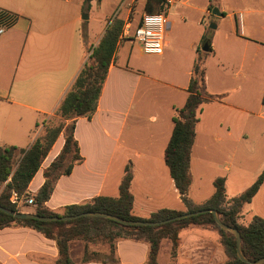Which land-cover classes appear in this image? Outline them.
I'll return each instance as SVG.
<instances>
[{"label":"crops","instance_id":"obj_1","mask_svg":"<svg viewBox=\"0 0 264 264\" xmlns=\"http://www.w3.org/2000/svg\"><path fill=\"white\" fill-rule=\"evenodd\" d=\"M124 1L116 19L122 21V29L126 21L130 22L129 34L119 35L94 114L75 121L73 137L80 160L72 164L69 174L60 175L54 183L45 203L54 213L62 214L66 207L84 205L98 196L118 197L126 168L132 177L129 191L133 216L147 219L162 209L187 212L164 163V151L173 129L174 109L183 107L188 96L192 68L199 56L195 52L196 40L202 38L206 25H211L212 20L217 32L210 35L209 51L202 52L201 58L206 92L221 99L204 103L200 108L190 150V188L195 176L193 161L206 163L199 155L195 156L198 132L202 136L210 135L212 141L219 144L230 139L233 133L230 116L236 114L247 120L262 117L264 111L263 104L257 105V111H251L246 97L251 82L256 81L251 67L256 68L255 61L264 50V0H178L169 9L167 20L170 16H179L184 23V15L194 17L199 35L196 40L190 39L186 48L179 46L176 40L171 42L165 38L160 56L142 54L131 38L145 13L147 0H143L139 14L136 12L138 0ZM82 3V0H0V10L15 16L12 25L5 27L6 31L0 36V146L20 150L31 146L40 134L42 122L54 115L81 71L88 49L102 38L121 0L113 1L111 12L104 14L97 30L93 24L89 25L91 10L85 13L88 19L82 20ZM132 3L135 8L128 19ZM214 8L220 15L212 14ZM91 19L94 23L99 21L96 17ZM175 23V20L168 22L167 31ZM162 71L165 78H161ZM257 79L264 83V73ZM156 86L164 90L162 103L155 100ZM140 88L142 92L136 100ZM152 88L154 101L147 98ZM151 103L155 106L152 111L149 110ZM209 109L228 112L225 123L217 122L221 120L218 119L216 127H205L204 117ZM239 137H245L244 130ZM63 143L60 134L28 185L30 196L34 197L43 184V173L59 154ZM198 179L199 176L196 181ZM263 186L264 181L259 190ZM190 203L194 207L203 204L197 205L192 200ZM22 206L26 213L33 211L32 205ZM200 230L207 229L181 230L184 233L182 237L179 233L180 245L175 259L170 258V242L162 240L157 263L218 264L213 258L217 250L214 241L207 240ZM76 245L81 248L78 259L74 257ZM93 248L83 241L70 242L72 263L145 264L148 253L144 242L121 240L114 243L113 253L109 251V258L102 261L90 258ZM57 259L55 242L39 232L19 226L0 229V264H57Z\"/></svg>","mask_w":264,"mask_h":264},{"label":"trees","instance_id":"obj_2","mask_svg":"<svg viewBox=\"0 0 264 264\" xmlns=\"http://www.w3.org/2000/svg\"><path fill=\"white\" fill-rule=\"evenodd\" d=\"M161 11L160 0H147L144 12L148 14ZM15 16L0 10V24L11 26ZM122 31V21L114 19L107 24L98 44L88 49V58L92 63H84L70 89L61 100L55 115L63 122L56 126L45 127L44 134L38 135L27 150L13 146H0V206L14 212L22 213L16 205L10 203L12 193L18 197L28 198L27 189L30 181L39 170L43 160L60 134L64 143L55 159L43 173L44 182L34 195L32 214L41 217L74 216L84 212H97L116 216L128 221H163L183 212L162 209L152 213L149 218L142 219L132 215V195L129 191L131 174L125 169V175L119 185L116 198L98 196L84 205L68 206L62 214L54 213L45 207L52 192L54 183L60 175L69 174L72 164L80 160L77 143L73 137L75 121L78 118H90L97 107L101 89L111 63V59ZM86 35L83 33L84 42ZM188 96L181 108L174 109L173 129L164 151V163L169 170L174 187L180 196L187 212L198 210H214L225 225L236 229L240 234L241 249L250 261L264 258V219L253 217L248 225L238 223L241 209L257 194L264 181V170L253 184L240 195L226 199L225 179L213 181L212 195L200 206L191 205L188 192L191 184L189 177L190 150L195 136V125L201 105L211 101H219L221 96H213L206 92L205 69L201 55L196 59L188 84ZM69 122L66 125L64 122ZM70 162L64 165L65 158ZM27 227L53 240L58 250L57 264H73L69 256V244L72 241L85 243L102 242L108 244L113 253L114 243L121 240L140 241L148 246L145 264H158L157 255L162 240L170 242V258L177 257L180 245L179 233L190 227L216 229L220 236L228 260L224 264H245L236 257L235 237L228 231L221 230L211 213H204L190 218L173 221L156 227L124 226L111 220L96 217H80L69 221L43 222L33 219H17L0 211V229L7 227ZM87 259L84 258V261Z\"/></svg>","mask_w":264,"mask_h":264},{"label":"rangeland","instance_id":"obj_3","mask_svg":"<svg viewBox=\"0 0 264 264\" xmlns=\"http://www.w3.org/2000/svg\"><path fill=\"white\" fill-rule=\"evenodd\" d=\"M83 1V12L86 15V12L90 13V17H96L99 21L94 23L93 19L90 18L89 25H92L94 29H99L101 24L103 23L104 14L111 12L112 4L114 0H82ZM129 0H127L128 2ZM125 1L121 0V4L119 7L114 10V14L111 17L110 23L116 19L117 13L122 8ZM143 0H138L136 3V12L139 14L141 11V4ZM135 4L132 3L130 5L131 12L128 14V19L131 16L132 10H134ZM165 17L167 19V14L169 10L165 11ZM103 14V15H102ZM170 20L168 22H172L175 20V25L171 26V30L165 31L164 39H168L171 42H178L179 46L186 48L187 43L192 40H196L198 34V30L194 25V17H183L184 23L179 16H170ZM101 22V23H100ZM211 25L216 28L215 20L211 21ZM211 25H206V31L202 34V38H198L196 55L203 56L201 47L202 45L211 40L210 35L214 32H217L215 28H210ZM197 30V31H196ZM4 31L6 28L4 27ZM137 44V43H136ZM88 63H92L91 60H87ZM254 66V65H252ZM264 50H261L258 58L255 61V67L252 69L253 76H255L256 81H252L250 88L246 91V97L249 99V107L251 111H257V105L263 104L264 97V83L260 82L259 78L261 74L264 73ZM166 72V71H165ZM163 71L161 72V78L163 77ZM158 90L155 92V100L160 101L162 103L163 89L161 86H156ZM153 88L147 98L149 100L154 101ZM141 88L139 89L138 95L136 97L139 98L141 94ZM262 92V93H261ZM166 98V97H165ZM166 101V100H165ZM201 105L200 108H202ZM155 106L151 103L149 110H154ZM228 112L221 109L208 110L204 117V125L208 128L216 127V120L221 119L217 122H223L228 117ZM63 122L62 119L57 115H52L48 117L46 120L42 122L40 126V134H44L45 127L56 126L58 123ZM66 125L69 122H64ZM229 124L231 126V130L233 131L230 139L223 140L219 144L212 141L210 135L202 136L197 135V146H196V154L198 157L205 160L206 163L197 164V161H193L192 171L195 176L193 178V186L189 191V200L191 199L193 203L202 204L204 201L211 196L213 193V180L217 177H222L225 179V195L227 198H234L235 196L243 193L248 187H250L253 182L256 180L258 175L264 170V111L262 117H250L245 120L236 114L231 118L229 117ZM40 125V124H39ZM196 126V125H195ZM241 130H244L245 137L240 138L239 133ZM199 131V130H198ZM212 143V145H211ZM204 147L206 150H203ZM70 156L65 158L64 165L67 166L69 164ZM197 176H199L200 180L196 181ZM32 197V196H29ZM23 201L26 197H20ZM190 200V201H191ZM20 204L18 208L20 210H24L25 208ZM34 209V206H32ZM253 217H259L264 219V186L257 192L252 200L245 204L241 210V214L238 218V223L242 225H248ZM202 236H204L207 240L214 241L215 247L217 248L214 251L213 258L217 261L218 264H224L228 260V256L220 243V236L216 229L207 228V230L199 231ZM184 231L180 232L182 237ZM87 246L94 247V251L90 253V258H94L96 260H105L109 258V247L108 244L102 242L96 243H87ZM74 257L78 259L81 257V248L77 245L74 247ZM161 262L162 259H161Z\"/></svg>","mask_w":264,"mask_h":264},{"label":"built area","instance_id":"obj_4","mask_svg":"<svg viewBox=\"0 0 264 264\" xmlns=\"http://www.w3.org/2000/svg\"><path fill=\"white\" fill-rule=\"evenodd\" d=\"M63 2H71L72 0H59ZM161 1V11L159 13L142 14L139 23L132 31V41L137 43L140 51L144 55L150 56H160L163 53L165 46V31L168 27V21L165 17V11L169 10L174 6L178 0H160ZM241 16H238L240 23ZM130 22L126 21L121 35H128V30L130 28ZM4 25L0 24V36L4 33ZM264 102V97H263ZM10 203L16 205L20 204L31 206L34 204L33 197H28L21 200L15 193H12L9 199Z\"/></svg>","mask_w":264,"mask_h":264},{"label":"water","instance_id":"obj_5","mask_svg":"<svg viewBox=\"0 0 264 264\" xmlns=\"http://www.w3.org/2000/svg\"><path fill=\"white\" fill-rule=\"evenodd\" d=\"M212 14L214 15H220L218 10L216 8L212 9ZM88 16L87 15H82V20H87ZM210 28H215L214 26H210ZM202 52H208L209 51V45L207 42H205L202 47H201ZM0 211L5 213L6 215L15 217L17 219H33V220H38V221H43V222H53V221H69V220H74L80 217H96V218H102V219H107V220H111L113 222L119 223L121 225L124 226H144V227H156V226H160L163 224H167L173 221H178V220H182V219H186V218H190L193 216H197L200 214H204V213H211L213 215V218L215 220V223L217 224V226L224 231H228L231 234L234 235L235 237V242H236V257L243 263L245 264H264V258L259 259L257 261H250L248 260L241 249V239H240V234L239 232L232 228L229 227L227 225H225L224 223H222L218 217V214L216 213V211L214 210H198V211H193V212H188V213H183L181 215L163 220V221H158V222H148V221H128V220H124V219H120L116 216H112V215H108V214H104V213H97V212H84L78 215H74V216H64V217H41V216H37L35 214L32 213H26V212H14L10 209H6L0 206Z\"/></svg>","mask_w":264,"mask_h":264}]
</instances>
